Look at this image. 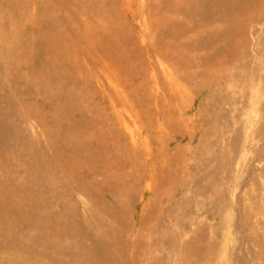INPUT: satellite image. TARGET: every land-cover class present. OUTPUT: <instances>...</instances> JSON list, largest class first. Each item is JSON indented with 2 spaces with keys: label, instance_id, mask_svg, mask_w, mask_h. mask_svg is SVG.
Masks as SVG:
<instances>
[{
  "label": "rangeland",
  "instance_id": "rangeland-1",
  "mask_svg": "<svg viewBox=\"0 0 264 264\" xmlns=\"http://www.w3.org/2000/svg\"><path fill=\"white\" fill-rule=\"evenodd\" d=\"M185 1L0 0V264H264V0Z\"/></svg>",
  "mask_w": 264,
  "mask_h": 264
},
{
  "label": "bare ground",
  "instance_id": "bare-ground-1",
  "mask_svg": "<svg viewBox=\"0 0 264 264\" xmlns=\"http://www.w3.org/2000/svg\"><path fill=\"white\" fill-rule=\"evenodd\" d=\"M177 0H175V2H176ZM179 1V0H178ZM185 1V0H184ZM193 1V0H192ZM204 1V0H203ZM202 1V2H203ZM244 1H247V0H244ZM249 1V0H248ZM252 1V0H251ZM169 2V1H168ZM181 2V1H180ZM186 2V1H185ZM200 2V1H199ZM253 2V1H252ZM173 3V2H172ZM182 3V2H181ZM187 3V5H188V2H186ZM197 3V2H196ZM206 3V2H205ZM247 3V5H248V2H246ZM245 3V4H246ZM183 4V3H182ZM189 4H190V1H189ZM200 4V3H199ZM244 4V5H245ZM251 4V3H250ZM263 3H261V6H262V8L264 7L263 5H262ZM177 5V4H176ZM185 4H183V6H184ZM190 5H192V3L190 4ZM202 5V4H201ZM201 5L199 6L200 8H201ZM208 6H209V3L207 4ZM211 5V4H210ZM243 5V6H244ZM195 6V5H194ZM204 7H205V4L203 5ZM246 6V5H245ZM169 7H170V5H169ZM172 7V6H171ZM178 7V6H177ZM191 7V6H190ZM193 7V6H192ZM215 7V6H214ZM248 7H249V5H248ZM181 8V7H180ZM194 8V7H193ZM197 9H198V6L196 7ZM195 8V10H197ZM258 8L260 9L261 7H259L258 6ZM173 9V8H172ZM178 9V8H177ZM204 9V8H203ZM208 9V8H207ZM246 9H247V7H246ZM189 10H191V9H189ZM199 10V9H198ZM252 10H253V8H252ZM264 10V9H263ZM174 11H176V13H177V10H174ZM212 11H214V10H212ZM261 11V10H260ZM259 11V12H260ZM187 12V11H186ZM194 12V11H193ZM197 13L198 12H200V11H196ZM195 12V13H196ZM201 12H203V10L201 11ZM200 12V13H201ZM206 12L207 13H209L207 10H206ZM250 12V11H249ZM184 13H185V11H184ZM190 14H191V11L189 12ZM203 13H205V12H203ZM214 13V12H213ZM178 15H179V12L177 13ZM199 14V13H198ZM197 14V15H198ZM176 15V14H175ZM200 16H203L204 18H205V16L203 15V14H199ZM206 15V14H205ZM254 15V14H253ZM177 16V15H176ZM175 16V17H176ZM180 16V15H179ZM190 16V15H189ZM196 16V14L193 16V17H195ZM252 16V15H251ZM260 16V15H259ZM258 16V17H259ZM170 17H172V15L170 16ZM197 18L196 19H198V16H196ZM211 20H213L214 18H215V15H209L208 16ZM179 18V17H178ZM252 18H254V16L252 17ZM261 18V17H260ZM190 19V18H189ZM188 19V20H189ZM206 19V18H205ZM257 19V17L255 18V20ZM14 20V19H13ZM182 20V19H181ZM253 22L255 21L254 19H251ZM259 20H261V19H259ZM195 21V20H194ZM179 22V21H178ZM191 22V21H190ZM189 22V23H190ZM198 22V21H197ZM196 22V23H197ZM258 22V21H257ZM260 22V21H259ZM181 23H182V21H181ZM195 23V24H196ZM191 24V23H190ZM181 25V24H180ZM192 25H194V24H192ZM0 26H1V24H0ZM12 26V25H11ZM10 26V27H11ZM257 26V25H256ZM4 26L2 25V28H3ZM14 27V26H13ZM16 27V26H15ZM1 27H0V29H2ZM5 28V27H4ZM251 27H249V28H247V29H245V31H246V33H248L249 32V29H250ZM6 29V28H5ZM5 29H4V31H5ZM183 30V29H182ZM3 31V30H2ZM2 31H0L1 33H2ZM3 31V32H4ZM7 31V30H6ZM241 31H244V30H241ZM7 33V32H6ZM5 33V34H6ZM12 34V33H11ZM215 35V34H214ZM248 35V34H247ZM2 37V36H1ZM0 37V38H1ZM5 37V36H4ZM207 45V44H206ZM165 46H167V45H165ZM244 46V45H243ZM5 47V46H4ZM199 50V49H198ZM6 51H7V49H6ZM5 51V52H6ZM4 52V53H5ZM50 52H52V51H50ZM163 52L164 51H162V54H163ZM165 52H167V48H166V50H165ZM168 53V52H167ZM3 55V54H2ZM49 55V54H48ZM11 56V55H10ZM201 56V55H200ZM79 57V56H78ZM198 57V56H197ZM199 58V57H198ZM79 60V59H78ZM199 60V59H198ZM85 62V61H84ZM83 62V63H84ZM111 63V61H109L108 59H107V62L106 63ZM94 63V62H93ZM202 63V62H201ZM208 63V62H207ZM102 64H104V63H102ZM106 65L107 64H104V66H105V68H106ZM101 66H103V65H101ZM109 67H111V66H109ZM109 67L107 68V69H109ZM245 67H246V65H245ZM104 68V67H103ZM99 69V68H98ZM100 70V69H99ZM112 71H114V70H112ZM105 72V71H104ZM107 72V71H106ZM111 72V71H110ZM115 72H116V70H115ZM106 74V73H105ZM114 75V74H113ZM117 75V74H116ZM103 76V75H102ZM111 76H112V74H111ZM114 77V76H113ZM115 78V77H114ZM228 79V78H227ZM239 79V78H238ZM250 79L252 80V82H251V84H250V86H249V89H247V91H250V90H252V88H254L255 86H257L259 83L261 84V82H259L260 80H261V77H260V75L259 74H252L251 75V77H250ZM240 81V80H239ZM241 82V81H240ZM234 83V82H233ZM241 86H242V83H241ZM259 87V86H258ZM257 88V87H256ZM255 88V89H256ZM254 89V90H255ZM253 91V90H252ZM241 92V91H240ZM251 93V92H250ZM241 94H244L243 92L241 93ZM242 97L245 99V97H246V95H242ZM264 97V96H263ZM247 100V99H246ZM243 101V100H242ZM263 102H264V98H263V100H262ZM247 102V101H246ZM244 104V103H243ZM247 104H248V102H247ZM247 104H245V105H247ZM262 106V109H264V105H261ZM254 138L253 139H256V138H258V140H261L260 142H262L263 140H264V138L262 137V134H263V132L260 130V129H258L257 131H255L254 133ZM256 154L257 155H255L254 156V158L252 159L253 161L252 162H255V163H257V164H264V143L263 144H261V145H259L258 146V148H257V151H256ZM264 170V169H263Z\"/></svg>",
  "mask_w": 264,
  "mask_h": 264
}]
</instances>
